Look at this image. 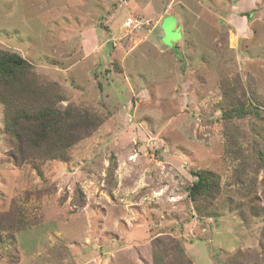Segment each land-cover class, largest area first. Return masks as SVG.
<instances>
[{
	"label": "rangeland",
	"instance_id": "rangeland-1",
	"mask_svg": "<svg viewBox=\"0 0 264 264\" xmlns=\"http://www.w3.org/2000/svg\"><path fill=\"white\" fill-rule=\"evenodd\" d=\"M0 48L101 119L38 175L0 103V264H153L156 236L192 264H264V0H0ZM249 98L258 115L223 118ZM197 169L219 176L213 217L187 197Z\"/></svg>",
	"mask_w": 264,
	"mask_h": 264
},
{
	"label": "trees",
	"instance_id": "trees-1",
	"mask_svg": "<svg viewBox=\"0 0 264 264\" xmlns=\"http://www.w3.org/2000/svg\"><path fill=\"white\" fill-rule=\"evenodd\" d=\"M61 95L52 86L38 81L31 64L19 53L0 48V103L3 105V132L11 149L10 160L15 166L30 164L41 175L40 162H66L69 150L89 136L101 119L86 107L75 104L61 106ZM258 99L248 104H234L222 112L224 119L246 114L258 115ZM258 155L260 151L257 150ZM260 156V155H259ZM263 160L262 156L259 157ZM114 162L110 171L115 169ZM193 180L187 186V197L198 218L215 216L214 204L220 192L217 173L208 169L191 170ZM263 216L264 208L258 210ZM3 227L0 226V230ZM10 228V227H9ZM165 244L164 237L153 238V264H171L173 255L180 259L175 264H192L185 256L180 241Z\"/></svg>",
	"mask_w": 264,
	"mask_h": 264
},
{
	"label": "crops",
	"instance_id": "crops-1",
	"mask_svg": "<svg viewBox=\"0 0 264 264\" xmlns=\"http://www.w3.org/2000/svg\"><path fill=\"white\" fill-rule=\"evenodd\" d=\"M159 29L160 44L166 48H168L166 44H169L171 47L175 46L179 40V25L175 14L165 13L159 21Z\"/></svg>",
	"mask_w": 264,
	"mask_h": 264
},
{
	"label": "built area",
	"instance_id": "built-area-1",
	"mask_svg": "<svg viewBox=\"0 0 264 264\" xmlns=\"http://www.w3.org/2000/svg\"><path fill=\"white\" fill-rule=\"evenodd\" d=\"M131 22H132V21H131ZM133 25H134V26H138V25H136V24H135V22H134V24H133ZM140 25H141V22H140Z\"/></svg>",
	"mask_w": 264,
	"mask_h": 264
}]
</instances>
